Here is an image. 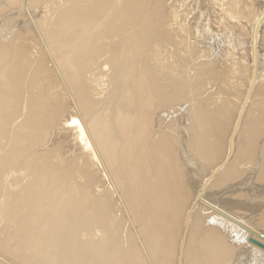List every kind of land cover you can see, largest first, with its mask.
I'll list each match as a JSON object with an SVG mask.
<instances>
[{
	"label": "rangeland",
	"instance_id": "obj_1",
	"mask_svg": "<svg viewBox=\"0 0 264 264\" xmlns=\"http://www.w3.org/2000/svg\"><path fill=\"white\" fill-rule=\"evenodd\" d=\"M93 1L0 0V162H2L0 167V240L2 237L6 238V244L4 243L0 248V256L12 264H26L23 259L21 260V256L30 257L31 262L33 261L34 264H144V262L145 264H160L161 261L156 258V255L165 252L159 250L158 244L161 240L168 239V242H164L165 246H168L167 249L171 248L173 251H171L172 260L169 264H179V259L183 251L182 249L185 242H187L186 227H191L190 220L192 214L195 212V207L192 208L193 210H189V203L192 202L203 182L205 180H210L209 184H211L215 179L214 177H217L223 172L222 170L226 164H230L234 168L233 169L229 165L228 169L230 171L232 170V175L238 171L237 168L240 165H242V167L240 166L241 168L239 167V169L242 170V172H247L252 169V171H256L255 169L258 167V164L254 167L256 157L251 156V162L250 159H247L250 156L246 154H248L247 148L253 143L252 134L264 129V117H262L264 116V111H262L264 110V38H262L264 37V27H262L264 19L261 22L262 24L260 23L261 25L258 26V28H262L263 31L260 32V29L257 30V42L259 44L257 43L258 45L256 46V53L258 54L255 80L256 86L254 85L255 88L253 87V93H251L250 99H248L245 105V108L248 107V110L244 108L241 119L244 121L240 120L238 130L235 133L234 141L236 138H239L241 144H239L240 142H238V144L235 142L237 146H235V151L232 154L233 158L230 157L228 159L227 157L229 155L228 142L231 131L250 84L251 30L257 17L264 11V0H122L124 3L120 0H113L114 3H112V0H104V2H99V0ZM109 3H111L110 6ZM86 4H92V7L90 5L86 7ZM111 6L115 8L112 9ZM91 8H95L96 10H91ZM100 8L102 11H100ZM116 8L118 10H115ZM135 8L138 11H135ZM102 13L103 15H101ZM116 13L119 15H117L119 17L118 20L120 18L122 20H116ZM113 14L115 15L112 16ZM128 16H130V18H127ZM138 16H140V18H138ZM64 18L69 20H65V22L63 21ZM104 19H106V21ZM103 21L105 22L104 26L102 25ZM135 21L137 23H135ZM121 23L125 25L123 26ZM83 26L86 31L83 29ZM108 26H110V29ZM96 30L98 31L95 32ZM108 30L114 32L110 33L111 31L109 32ZM123 30L128 32L125 33ZM82 31L86 32V34ZM106 32L107 34L104 36ZM258 33H263V36ZM88 35L89 37H87ZM122 36L124 38H122ZM128 36L131 38L128 39ZM116 39L119 40V43ZM42 40L44 43H42ZM85 40L89 42L86 43ZM90 40H94V42ZM114 40L116 42H114ZM67 42L69 44H71V42L73 44L74 42L75 45H73V48L77 47V49L74 48L76 49L74 53L77 52L75 56L78 58L76 57V60L74 57L75 60L74 58L72 59V64H66L67 62H64L58 55L59 49L61 48L60 44H67ZM104 42H106L107 45ZM79 43H83V45ZM84 43L91 46V48L95 44V47L91 49L87 45L86 47ZM44 44L46 48H48L47 50L53 61L57 62L56 58H58L59 61L62 60V66L61 64L59 65L60 71H74H69L71 79H74L72 77L77 75V82L80 86V89H78L83 93L82 97L86 100L89 98L87 100L88 102L90 100V102H92L93 100V104L98 103L99 106H95L97 109V111L95 109V113L97 114L99 112L98 114L101 120L104 121V123L101 121V124L103 123L102 125L113 124L114 130L118 133L117 129L123 127V125H121L122 122H127L132 116V121L135 122L137 119L142 121L140 126L145 132L147 131L146 133L142 132L143 130H140L141 127L138 124L135 125L133 122L137 128H134L131 134H128V136H133L139 134L141 131L142 136H140V138L146 141L141 142L142 145L144 143L145 146L143 147L145 148L141 147V150L139 149L141 152H144L142 153L143 155H141V153H136L137 158L133 151V153H130V149H127L128 145L126 146L128 143L127 140L132 136H130V138L124 136V138L121 135L120 129L118 135L116 134L115 138L117 137V139H114L113 143H116L115 150L117 155L121 151L118 155V159L122 162V165L118 161L115 167L117 170L116 165L118 164L120 169H123L122 175L124 173L126 176H123V180L125 179L124 182L120 178L118 181H121L120 184L118 182L115 184L118 185V187L116 186L118 188V193H114V190L110 187L111 185L107 184L109 193H111V196H109L111 198L107 196L108 201L112 203L109 205L107 204L108 206L105 210H102L104 205L100 206L95 200L98 198V192H93V188L99 182H95V184L93 181H89L91 180L90 174L93 175V178L95 177L94 175H97L98 179H102V176L104 178L105 175L102 168L97 164L98 166H86L84 170L82 167L80 168L77 166V168L81 170H74V167L72 168V156L66 153L68 152L67 148L59 141L58 136L55 135V127H52L57 122V119H59L58 116L61 113L68 114L73 111V109L70 105L71 100L61 84L59 75L62 74L56 72L57 69L53 66L51 61H49L50 59L47 58V51L44 49ZM99 44L102 45L100 46ZM121 44L126 45V47L123 45L121 47ZM99 46L107 49L101 52L102 49ZM128 47L129 49H127ZM82 51L84 52L82 53ZM113 53H115L116 56H114ZM78 54L81 56H78ZM121 54H125L126 57ZM90 56H92L91 59H89ZM107 56H109L108 59H106ZM82 57H85L84 59L86 61ZM123 57L125 58L123 59ZM116 58L118 59L114 60ZM91 60L92 62L89 63ZM104 60L105 63L107 62L106 64ZM121 60L124 61L121 63ZM65 64L67 66H65ZM106 65H109L108 69H112V71L107 70ZM83 67L85 69H83ZM122 69L125 70L122 71ZM79 70H81V72ZM71 73L74 75L72 76ZM112 73L114 75L111 80ZM121 74H125V76ZM128 76V80L131 84L129 81L127 83L130 84L132 88L131 86L127 88L125 86L126 84H123V80L127 79ZM63 78L65 77L62 76V79ZM65 80L68 81L67 78H65ZM116 80L119 83H116ZM124 86L125 88H123ZM115 88L119 91V94ZM105 90L107 91L104 92ZM120 90H123V92ZM101 93L106 95H102ZM115 93L117 95L116 97L114 96ZM125 93L126 95L128 93V95L125 96ZM147 93L148 96L151 97H149V99H152L149 101L153 103L148 101V97L145 95ZM161 93L163 95H159ZM254 93H256V95ZM69 94L73 101L77 99L76 90L73 91L71 89ZM111 95L113 96L111 97ZM123 96L127 98L123 100ZM154 96H156V99ZM128 98L129 100H127ZM170 98L172 103L170 102ZM164 99H167V103ZM154 100L156 101L154 102ZM160 100H163L162 104ZM127 101L131 102L130 104L132 107L131 105L129 106ZM137 102L141 104V108L139 106L140 104ZM163 102L165 104H163ZM168 102L170 103L168 104ZM142 104L144 105V109ZM167 105L169 106L167 107ZM154 107H156V109ZM129 108H131L132 111ZM136 108L137 111L135 110ZM146 108H150V110L146 111ZM162 108L163 110H161ZM157 109L160 111H157ZM245 111L246 113L244 115ZM182 113L185 115L184 117ZM133 114L137 118L133 117ZM147 116H149V119ZM256 116H259V120ZM141 118H144V121ZM261 118H263V120ZM120 119L122 120L121 122H119ZM147 120H149V122ZM150 120H153L152 122L154 123ZM159 121H161L162 124H160L161 122L159 123ZM115 122L116 124L118 123L117 126H115ZM147 123L150 127H148ZM241 123L245 127H243ZM262 123L263 125L261 126ZM38 124L43 126L40 127ZM141 124H143V126ZM118 125L122 127H118ZM256 125L257 127H253ZM156 126L158 128L161 126L162 128L160 127L161 129H158ZM13 127H17L15 131L18 133L14 131ZM19 127L21 128L19 129ZM39 127L42 130L39 129ZM239 127L243 129L242 134V130ZM163 128H165L166 131ZM155 129L159 131L157 130V132ZM43 130H45L44 133ZM160 130H162V132ZM6 131L7 133H5ZM35 131H37L36 133H38V135ZM83 132L85 134L84 130ZM155 134H157V136ZM161 134H163L162 137ZM249 134L251 136H249ZM10 135L13 139L9 137ZM143 135H145L144 137L148 140L144 138ZM169 135L170 137H168ZM179 136H181V139ZM122 137L124 139H122ZM158 138L161 140L159 139L158 141ZM151 139H153L152 141L154 142H152ZM247 139L250 140L247 141ZM111 140L113 141L112 138ZM13 142L15 144H13ZM161 142H163V144L166 143L163 145ZM176 142L178 144H176ZM2 143L5 145L3 146ZM175 144L177 145V149L175 148ZM88 145L92 149L90 142ZM158 145H161L160 148H162L160 149ZM7 147H10L9 150H5L8 149ZM241 147L244 148L242 149ZM262 147H264V145ZM262 147H260V150L263 152L264 148L262 149ZM244 149H246L245 152ZM123 150H125V152ZM9 151L11 152V154L8 155L9 158L3 157V153ZM122 152L124 154H122ZM237 154H240L238 157L241 161L245 156L243 161L246 159L248 163H245V165H247L246 170L243 168L245 167V165L243 166V161V163L239 161V166L238 163L235 162L234 159H236ZM242 155L243 157L241 158L240 156ZM121 156L123 159L120 158ZM138 156L141 157L139 158ZM11 157L12 159L10 160ZM126 159H128L129 164H127L128 162ZM253 159H255V162H253ZM230 161H233L232 164ZM133 162H136L137 165ZM139 162L141 163L139 164ZM79 163L82 164L81 162ZM249 164L251 165L249 166ZM137 166L138 171L145 168L149 169V166H151L147 171L150 172L149 179L152 182L158 180V176L160 175L159 178L161 177L162 180H160L161 182H158V180V184L155 186H157L158 192L161 193L159 197L161 198L160 206L161 208L164 207L163 213L162 211L155 213L153 210L155 208L150 204L154 199L150 196L151 199L149 201L147 196H145V191L149 188L151 182L148 180L146 181L149 182L147 184L144 182L143 178H141L140 183L139 180L135 179L137 175L133 174V171H137ZM141 166L143 167L139 168ZM5 167L15 175L7 179L3 171ZM126 167L130 169L132 167V174L130 169L127 171L128 168ZM124 171L130 172V176H133L130 178L129 174L127 173V175ZM97 178L94 179V181H96ZM133 178L136 182L133 181ZM227 183L224 184V181H222V185L220 184L223 189L222 191L226 190V195L224 197L232 195L233 200H237L239 197V200H237L238 202L240 200L242 203L246 202L244 204L251 206V209L254 208L253 210L258 214L262 212L264 214V168L260 170L258 168L257 172H254V174L252 173L250 176L243 177L241 181L236 183L228 181ZM122 184L123 188L121 186ZM209 184H207V186H209ZM223 185L227 188H223ZM134 187H137V189L139 188L138 193ZM140 187H142L143 190ZM76 189L79 192L78 194L74 193L77 192L75 191ZM131 190L134 193L136 192V196H134L135 194L131 192ZM120 192L121 196L119 194ZM165 193H167V196ZM140 195L143 196L140 197ZM214 196L218 197L216 194ZM118 197H121L120 200L123 206H121ZM126 197L128 199H126ZM240 197L242 199H240ZM141 198L145 200L142 201ZM213 198L215 199V197ZM129 199L131 200L127 201ZM104 201L105 204L108 203L105 198ZM129 202H132L133 205L132 203L129 204ZM96 203L99 205L97 206ZM64 206L66 208H64ZM126 206L128 208H126ZM130 206L134 209L133 211L129 208ZM137 209L140 210L136 211ZM146 210L150 212L147 213ZM136 212L139 213L136 214ZM140 215L143 217L140 218ZM250 215L252 216V214ZM147 216H149L148 219ZM143 218L146 221H143ZM149 218H151V221ZM148 221L151 223L150 226ZM143 222L145 223L141 224ZM152 223H155L156 227L150 228L151 225L154 226ZM188 223H190V225ZM145 224L146 227H144ZM131 225L133 227H131ZM153 231H157V233ZM103 233L105 234L103 235ZM96 238L99 239L97 240ZM170 243H172L173 246ZM7 247H12L13 252L15 251L18 256L13 257L8 254L6 251ZM205 260L206 257L202 254L197 261L205 262ZM210 260L212 259L209 255V257H207V264L215 263L213 260ZM193 261L192 259L188 264H193ZM0 264L3 263L0 262Z\"/></svg>",
	"mask_w": 264,
	"mask_h": 264
},
{
	"label": "bare ground",
	"instance_id": "obj_2",
	"mask_svg": "<svg viewBox=\"0 0 264 264\" xmlns=\"http://www.w3.org/2000/svg\"><path fill=\"white\" fill-rule=\"evenodd\" d=\"M91 1H93V0H91ZM113 1V0H112ZM117 1H119V0H117ZM121 2H123L122 0H120ZM94 2V1H93ZM99 2H104V0L103 1H101V0H99ZM98 2V3H99ZM109 2V1H108ZM120 2V3H121ZM86 3V2H85ZM91 3V2H90ZM112 3H114V1L112 2ZM124 3V2H123ZM106 4V3H105ZM104 4V5H105ZM108 4V3H107ZM110 4L111 3H109V6H110ZM90 6L92 5V4H89ZM89 5H87L86 4V7H89ZM101 5V4H100ZM115 5H117V4H115ZM121 5V4H120ZM101 6H103V5H101ZM100 6V7H101ZM108 5H107V7H109ZM92 7V6H91ZM97 7V6H96ZM99 7V6H98ZM122 7V6H121ZM102 8V7H101ZM101 8H100V11H102L101 10ZM111 8H112V6H111ZM115 8V7H114ZM114 8H112V9H114ZM82 9H83V7H82ZM87 9V8H86ZM94 10H96L95 8H93ZM92 8H91V10H93ZM103 9V8H102ZM109 9H110V7H109ZM111 9V10H112ZM134 9V8H133ZM98 10V9H97ZM103 10H105V9H103ZM110 10V11H111ZM115 10H118L117 8L115 9ZM115 10H114V12H115ZM120 10H122V9H120ZM123 11H124V9H123ZM128 11V10H127ZM132 11V10H131ZM135 11H138V10H136V8H135ZM134 11V12H135ZM63 12V11H62ZM67 12V11H66ZM65 12V13H66ZM90 12V11H89ZM88 12V13H89ZM106 12V11H105ZM112 12H113V10H112ZM111 12V13H112ZM117 12V11H116ZM122 12V11H121ZM120 12V13H121ZM141 12V11H140ZM139 12V13H140ZM61 13V12H60ZM59 13V14H60ZM118 13V12H117ZM116 13V20H118V14ZM124 13V12H123ZM129 13V12H128ZM137 13V12H136ZM63 14V13H62ZM67 14V13H66ZM66 14H65V16H66ZM98 14V13H97ZM96 14V15H97ZM133 14V13H132ZM141 14V13H140ZM96 15H95V17H96ZM101 15H103V13L101 14ZM107 15V14H106ZM106 15H104V16H106ZM115 14H113L112 16H114ZM118 15V16H117ZM125 15V14H124ZM129 15H131V14H129ZM142 15V14H141ZM140 15V16H141ZM98 16V15H97ZM123 16V15H122ZM127 16V15H126ZM136 16V15H135ZM140 16H138V18H140ZM143 16V15H142ZM103 17V16H102ZM101 17V18H102ZM107 17H109V16H107ZM111 17V16H110ZM121 17V16H120ZM125 17V16H124ZM149 17V16H148ZM58 18H60V17H58ZM62 18H63V16H62ZM61 18V19H62ZM98 18H99V16H98ZM115 18V17H114ZM127 18H130V16H128ZM132 18L134 19V17L132 16ZM131 18V19H132ZM138 18H137V20H138ZM110 19V18H109ZM113 19V18H112ZM111 19V20H112ZM121 19V18H120ZM119 19V20H120ZM57 20V19H56ZM66 20V18H64L63 19V21H65ZM67 20H69V19H67ZM66 20V21H67ZM105 21H106V19H104ZM110 20V21H111ZM114 20V19H113ZM112 20V22L114 23V21ZM118 20V21H119ZM122 20V19H121ZM126 20H128V19H126ZM130 20V19H129ZM135 20V19H134ZM136 20V21H137ZM65 21V22H66ZM95 21V20H94ZM100 21V20H99ZM133 21V20H132ZM135 21V23H137ZM145 21V20H144ZM97 22V21H96ZM96 22H95V24H96ZM123 22H125V21H123ZM131 22V21H130ZM134 22V21H133ZM132 22V23H133ZM80 23V22H79ZM87 23V22H86ZM103 24V26H104V21L102 22ZM111 23V22H110ZM117 23V22H116ZM115 23V24H116ZM90 24V23H89ZM109 24V23H108ZM121 24H123V23H121ZM127 24V23H126ZM262 24V23H261ZM260 24V25H261ZM264 24V23H263ZM263 24H262V27H264L263 26ZM78 25V24H77ZM86 25V24H85ZM125 24H123V26H124ZM129 25V24H128ZM140 25V24H139ZM79 26V25H78ZM81 26V25H80ZM89 26V25H88ZM115 26H117V25H115ZM131 26V25H130ZM136 26V25H135ZM259 26V25H258ZM87 27V26H86ZM110 26H108V28H109ZM114 27V26H113ZM121 27V26H120ZM128 27V26H127ZM77 28V27H76ZM91 28V27H90ZM96 28H98V27H96ZM107 28V29H108ZM117 28V27H116ZM116 28H115V30H116ZM123 28V27H122ZM125 28V27H124ZM141 28V27H140ZM83 29H84V26H83ZM110 29V28H109ZM157 29V28H156ZM260 29V27L259 28H257V30H259ZM262 29V28H261ZM259 30L260 32L261 31H263V29L262 30ZM85 30V29H84ZM90 30H93V29H90ZM105 30V29H104ZM114 30V29H113ZM121 30V29H120ZM127 30H128V28H127ZM132 30V29H131ZM135 30V29H134ZM86 31V30H85ZM94 31V30H93ZM98 30H96L95 32H97ZM109 31V30H108ZM111 31V30H110ZM109 31V32H110ZM117 31V30H116ZM118 31H119V29H118ZM122 31V30H121ZM123 31H125V33H127L126 32V30H123ZM137 31V30H136ZM83 32V31H82ZM101 32V31H100ZM112 32H114V31H111L110 33H112ZM81 33V32H80ZM84 34H86V32H83ZM92 33H94V32H92ZM120 33V32H119ZM118 33V34H119ZM82 34V33H81ZM91 34V33H90ZM100 34V33H99ZM107 34V32L104 34V36ZM140 34V33H139ZM151 34V33H150ZM258 34H260V35H262L263 36V33L261 34V33H258ZM97 35V34H96ZM121 35V34H120ZM140 35H143V34H140ZM103 36V37H104ZM108 36V35H107ZM107 36H106V38H107ZM114 36V35H113ZM112 36V37H113ZM87 37H89V35L87 36ZM87 37H84V38H87ZM109 37V36H108ZM112 37H110V38H112ZM116 37V36H115ZM114 37V38H115ZM144 37H145V35H144ZM259 37V36H258ZM91 38V37H90ZM99 38V37H98ZM105 38V39H106ZM122 38H124L123 36H122ZM131 38V37H130ZM129 38V36H128V39H130ZM262 38H264V37H262ZM95 39V38H94ZM113 39V38H112ZM133 39V38H132ZM145 39V38H144ZM152 39V38H151ZM259 39V38H258ZM77 40V39H76ZM79 40V39H78ZM82 40V39H81ZM110 40V39H109ZM117 40V42L119 41L118 39H116ZM122 40V39H121ZM120 40V41H121ZM70 41V40H69ZM90 41H93L94 42V40H90ZM97 41V40H96ZM96 41H95V43H96ZM106 41V40H105ZM112 41V40H111ZM111 41H109V42H111ZM123 41V40H122ZM121 41V42H122ZM127 41V40H126ZM130 41V40H129ZM133 41V40H132ZM138 41V40H137ZM141 41V40H140ZM143 41V40H142ZM83 42H84V40H83ZM85 42L87 43V42H89V41H86L85 40ZM108 42V43H109ZM114 42H116L115 40H114ZM139 42V41H138ZM151 42V41H150ZM42 43H44V41L42 40ZM86 43H84L85 44V46L87 45ZM97 43H98V41H97ZM105 44H106V42H104ZM104 43H102V44H104ZM119 43V42H118ZM117 43V44H118ZM143 43H144V41H143ZM258 43V42H257ZM79 44H82L83 45V43H79ZM78 44V45H79ZM89 44H91V43H89ZM102 44H99L100 46L102 45ZM110 44H112V43H110ZM115 44V43H114ZM126 44V43H125ZM133 44V43H132ZM145 44V43H144ZM143 44V45H144ZM259 44V43H258ZM258 44H256V46L258 45ZM73 45H75L74 44V42H73V44H72V42H71V44H69L68 42H67V44L65 43H61L60 44V46H61V48L59 49L60 51H59V53H58V55L63 59V61L64 62H67L66 64H68V63H70V64H72V59L75 57H77V56H75V54H77V52H75L74 53V51H76V49H77V47H74V48H76V49H74L73 48ZM81 45V46H82ZM98 45V44H97ZM107 45V44H106ZM120 45V44H119ZM119 45H118V48H119ZM122 45L123 44H121V47H122ZM128 45H130V44H128ZM77 46V45H76ZM87 46H89V45H87ZM86 46V47H87ZM99 46V47H100ZM104 46V45H103ZM102 46V47H103ZM110 46H113V45H110ZM115 46V45H114ZM117 46V45H116ZM123 46H125L126 47V45H123ZM145 46V45H144ZM80 47V46H79ZM90 48H91V46H89ZM88 47V48H89ZM93 47H95V44H94V46H92V48L91 49H93ZM105 47V46H104ZM135 47V46H134ZM138 47H139V45H138ZM143 47V46H142ZM101 48V47H100ZM99 48V49H100ZM110 48V47H109ZM113 48V47H112ZM133 48V47H132ZM136 48V47H135ZM44 49H45V51H47L46 52V56H47V58L48 59H50L49 61H51V63L53 64V66L57 69V73H59V74H62V75H59L60 76V79H61V84H62V86H63V88H64V90H65V92L67 93V95H68V97L70 98V100H71V103H70V105H71V107H72V109H73V111H71V112H69L68 114H60L58 117H59V119H57V122L54 124V122H53V120H52V123L54 124L52 127H55V130H56V133H55V135H57L58 136V138H59V141H61V143L63 144V146L65 147V148H67V151L68 152H66V153H69L70 154V156H72V158H73V161H72V163H73V165H72V168L74 169V170H76V169H79V170H81L80 168L82 167V169L84 170L85 168H86V166L88 167V166H100V164H101V166H100V168L102 167V170H103V172H104V175H105V177L103 178V176H102V179L101 178H97L98 176L97 175H94L95 177L93 178V175L92 174H90L89 176L91 177L90 179L91 180H89V181H93V183H95V182H99L94 188H93V192L94 193H96V192H98L97 194V196H98V198L97 199H95L96 201H97V203H99L100 204V206H102V205H104L103 206V209L102 210H105V209H107V206L109 205V204H111L112 202H110V201H108V197L109 196H111V193H109V188H108V186H107V184H110V185H112V190H114V193H118L117 191V187H118V185H115L118 181H119V179L121 178V180L124 182L125 181V179L123 180V176L125 175L124 173H123V175H122V170L123 169H120V167H119V165L117 164L116 166H117V170H116V167H115V164L116 163H118V161H119V159H118V155L120 154V152H119V154L117 155V152H116V150H115V146H116V143H113L114 142V139H117V137L115 138V136H116V134L118 135V133H119V129L121 130L120 132H121V135L124 137H126V136H128V134H131V131H133L134 130V128H137L135 125L136 124H138L139 126H140V123L142 122V121H140V120H136L135 122L134 121H132V119H131V117L127 120V122L125 121L124 123L122 122V124L121 125H123V127L122 126H120V125H118V127L120 126V127H122V128H118L117 130V132L118 133H116V131L114 130V125L113 124H111V125H107V124H104V125H102L103 123H104V121H102L101 120V117L99 116V112L96 114L95 113V106L96 105H98V103L97 104H93L92 102H94L93 100H92V102H88L87 100L89 99V98H87V100L84 98V97H82L83 95V93H81V91L79 90L80 89V86H79V84H78V82H77V75L76 76H73L74 74H72L71 73V75L73 76L72 78H74V79H71V77H70V73H69V71H71V70H69V71H60V68H59V65L62 63L61 61H59V59L58 58H56L57 59V62L56 61H53V59H52V57H51V55H50V53H49V51L47 50L48 48H46V46H45V44H44ZM98 49V50H99ZM102 50H101V52L103 51L104 52V49H107V48H101ZM124 49V48H123ZM126 49V48H125ZM127 49H129V47L127 48ZM84 50H85V48H84ZM89 50V49H88ZM88 50H86V51H88ZM112 50V49H111ZM117 50V49H116ZM116 50H113V51H116ZM120 50H121V48H120ZM119 50V51H120ZM134 50V49H133ZM132 50V51H133ZM137 50V49H136ZM257 50V49H256ZM55 51H57V50H55ZM85 51V52H86ZM96 51V50H95ZM106 51V50H105ZM108 51H110V50H108ZM118 51V52H119ZM127 51V50H126ZM129 51V50H128ZM79 52H80V48H79ZM78 52V53H79ZM84 51H82V53H83ZM121 52H122V50H121ZM56 53V54H57ZM99 53V52H98ZM111 53V52H110ZM128 53V52H127ZM126 53V54H127ZM73 54V55H72ZM81 54V53H80ZM86 54H87V52H86ZM92 54V53H91ZM107 54V53H106ZM114 54V56H116L115 55V53H113ZM116 54H117V52H116ZM138 54V53H137ZM93 55H94V53H93ZM104 55H105V53H104ZM108 55H110V54H108ZM122 55V54H121ZM125 57H126V55L125 54H123ZM122 55V56H123ZM128 55V54H127ZM129 55H130V53H129ZM258 54L256 53V56H257ZM78 56H81V55H79L78 54ZM87 56H88V54H87ZM101 56V55H100ZM121 56V57H122ZM142 56V55H141ZM91 57L92 56H90V58L89 59H91ZM98 57V56H97ZM103 57V56H102ZM108 57L109 56H107V58L106 59H108ZM112 57V56H111ZM125 57H123V59L125 58ZM75 58H74V60H75ZM78 58V57H77ZM77 58H76V60H77ZM81 58V57H80ZM79 58V59H80ZM83 59L85 58V57H82ZM88 58V57H87ZM96 58V57H95ZM128 58V57H127ZM78 59V60H79ZM82 59V60H83ZM88 59V60H89ZM94 59V58H93ZM97 59V58H96ZM105 59V60H106ZM118 58H116V59H114V60H117ZM137 59V58H136ZM41 60V59H40ZM85 60V59H84ZM105 60H104V63H105ZM119 60H120V58H119ZM86 61V60H85ZM111 61H112V59H111ZM122 61H124V60H121V63H122ZM126 61V60H125ZM137 61V60H136ZM55 62V63H54ZM79 62H82V61H79ZM92 62V60L89 62V63H91ZM115 62H118V61H115ZM142 62V61H141ZM88 63V64H89ZM99 63V62H98ZM100 63H101V61H100ZM99 63V64H100ZM107 63V62H106ZM105 63V64H106ZM133 63V62H132ZM136 63V62H135ZM65 64V66H67ZM79 64V63H78ZM83 64V63H82ZM81 64V65H82ZM87 64V63H86ZM102 64V63H101ZM112 64V63H111ZM114 64V63H113ZM117 64V63H116ZM137 64V63H136ZM139 64V63H138ZM74 65V64H73ZM84 65H85V63H84ZM83 65V66H84ZM109 65H110V63H109ZM109 65H106V67H107V70H111L112 71V69H108V67H109ZM119 65V64H118ZM121 65V64H120ZM131 65V64H130ZM61 66H62V64H61ZM64 66V65H63ZM75 66V65H74ZM77 66V65H76ZM87 67H89L88 65H86ZM104 66V65H103ZM115 66V65H114ZM113 66V67H114ZM117 66V65H116ZM72 67V66H71ZM120 67V66H119ZM118 67V68H119ZM129 67H131V66H129ZM128 67V68H129ZM135 67V66H134ZM63 68H65V67H63ZM70 68V67H69ZM110 68H111V66H110ZM126 68V67H125ZM127 68V69H128ZM72 69V68H71ZM77 69H78V67H77ZM83 69H85L84 67H83ZM99 69H101V68H99ZM116 69V68H115ZM59 70V71H58ZM65 70V69H64ZM67 70H68V67H67ZM125 70V69H124ZM123 69H122V71H124ZM135 70V69H134ZM80 72H81V70H79ZM83 71V70H82ZM86 71V70H85ZM113 71H114V69H113ZM117 71V70H116ZM71 72H74V71H71ZM130 72V71H129ZM96 73H97V71H96ZM102 73V72H101ZM122 73V72H121ZM126 73V72H125ZM136 73V72H135ZM81 74V73H80ZM83 74V73H82ZM103 74V73H102ZM127 74V73H126ZM101 75V74H100ZM113 73H112V78H111V80L113 79ZM121 75H124L125 76V74H121ZM130 75V74H129ZM62 76L63 77H65V78H67L68 79V81H66L65 80V78H63L62 79ZM80 76V75H79ZM82 76V75H81ZM111 76V75H110ZM116 76V75H115ZM90 77V76H89ZM104 77H105V75H104ZM119 77H122V76H119ZM79 78V77H78ZM125 78H127V77H125ZM80 79V78H79ZM82 79V78H81ZM115 79H117V78H115ZM129 79V76H128V78L127 79H125V80H123V79H121V80H123V84H126L125 86L128 88V86H131L130 84V81L128 80ZM141 79H142V77H141ZM65 80V81H64ZM118 80V79H117ZM116 80V83H119L118 81ZM120 80V81H121ZM136 80V79H135ZM64 81V82H63ZM80 81V80H79ZM106 81H107V78H106ZM114 81V80H113ZM129 81V83L130 84H128L127 82ZM66 82V83H65ZM145 82V81H144ZM80 83H81V81H80ZM121 83V82H120ZM142 83V82H141ZM128 84V85H127ZM139 84V83H138ZM147 84V83H146ZM148 85V84H147ZM125 86L123 87V88H125ZM143 86V85H142ZM167 86V85H166ZM256 86V85H255ZM81 87H83V86H81ZM121 87H122V85H121ZM79 88V89H78ZM114 88V87H113ZM118 88H119V85H118ZM127 88H126V91H127ZM131 88H132V86H131ZM135 88V87H134ZM143 88H144V86H143ZM145 88H147V87H145ZM255 88V87H254ZM253 88V89H254ZM72 89L73 91L74 90H76L77 91V99H75V101H73V99H72V97H71V95L69 94L70 93V90ZM120 89V88H119ZM139 89V88H138ZM141 89V88H140ZM148 89V88H147ZM82 90V89H81ZM112 90V89H111ZM115 90L117 91V89L115 88ZM115 90H112V91H115ZM125 90V89H124ZM129 90V89H128ZM260 90V89H259ZM107 90H105L104 92H106ZM120 91H122L123 92V90H120ZM125 91V92H126ZM149 91V90H148ZM258 91V90H257ZM256 91V92H257ZM72 92V91H71ZM118 92V94H119V91H117ZM133 92H135V91H133ZM143 92V91H142ZM145 92H146V90H145ZM165 93V92H164ZM251 93H253L252 91H251ZM75 94V93H74ZM102 95H106V94H104V93H101ZM114 94V93H113ZM142 94V93H141ZM143 94H144V92H143ZM167 94V93H166ZM166 94H165V96H166ZM170 94V93H169ZM255 95H256V93H254ZM76 95V94H75ZM74 95V96H75ZM108 95V94H107ZM121 95V94H120ZM119 95V96H120ZM124 95V94H123ZM127 95H128V93H127ZM126 95V93H125V96H127ZM145 95H147L146 97H148V101L149 100H152V99H149V97L150 96H148V93L147 94H145ZM151 95V94H150ZM154 95V94H153ZM159 95H163L162 93L161 94H159ZM253 95V94H252ZM85 96V95H84ZM113 95H111V97H112ZM115 97L117 96L116 95V93H115V95H114ZM141 96V95H140ZM165 96H163V97H165ZM169 96V95H168ZM167 96V97H168ZM250 96H251V94H250ZM250 96H249V98L248 99H250ZM254 96V95H253ZM105 97V96H104ZM103 97V98H104ZM121 97V96H120ZM120 97H119V99H120ZM155 97V99H156V96H154ZM154 97H153V99H154ZM159 97H161V96H159ZM171 97V96H170ZM258 97V96H257ZM106 98V97H105ZM123 98H124V96H123ZM122 98V99H123ZM127 98V97H126ZM126 98H124L123 100H125ZM151 98V97H150ZM169 98V97H168ZM167 98V99H168ZM253 98V97H252ZM91 99V98H90ZM132 99V98H131ZM140 99V98H139ZM143 99V98H142ZM145 99V98H144ZM158 99V98H157ZM161 99V98H160ZM167 99L165 100L164 99V101L166 102L167 101ZM77 100V101H76ZM127 100H129V98L127 99ZM138 100V99H137ZM146 100H147V98H146ZM120 101V100H119ZM140 101H142V100H140ZM156 100H154V102H155ZM158 101H159V99H158ZM161 101V100H160ZM163 101V100H162ZM162 101H161V104H162ZM248 101V100H247ZM98 102V101H97ZM128 102V101H127ZM127 102H126V104H127ZM149 102H151V101H149ZM170 102H171V98H170ZM170 102H168V104L170 103ZM131 102H128V104H129V106L131 105L130 104ZM133 103V102H132ZM137 103H139V102H137ZM145 103V102H144ZM143 103V104H144ZM151 103H153V102H151ZM167 103V102H166ZM172 103V102H171ZM247 103V102H246ZM246 103L245 104H243V106L240 108V110H239V114L241 113V115H240V118H239V122H238V125H237V128H236V131L238 130V126H239V123H240V120L242 119V115H243V111H244V108H245V105H246ZM100 104V103H99ZM135 104V103H134ZM134 104H133V106H134ZM140 104V103H139ZM142 104V105H143ZM146 104V103H145ZM163 104H165L164 102H163ZM103 105V104H102ZM152 105V104H151ZM154 105V104H153ZM251 105V104H250ZM99 106V105H98ZM97 106V107H98ZM101 106V105H100ZM140 106V108H141V104L139 105ZM148 106V105H147ZM146 106V107H147ZM159 106V105H158ZM169 105H167V107H168ZM173 106V105H172ZM249 106V105H248ZM131 107H132V105H131ZM165 107V106H164ZM170 107H171V105H170ZM58 108V107H57ZM155 109H156V107H154ZM160 108V107H159ZM166 108V107H165ZM248 108V107H247ZM247 108H245L246 110H248ZM107 109V108H106ZM128 109V108H127ZM131 111H132V109L131 108H129ZM134 109V108H133ZM143 109H144V105H143ZM259 109V108H258ZM60 110V109H59ZM136 111H137V108L135 109ZM139 110V109H138ZM142 110V109H141ZM149 111L150 110V108L149 109H147L146 108V111ZM153 111H156V110H154V109H152ZM151 110V111H152ZM161 110H163V108L161 109ZM242 110V111H241ZM96 111H97V109H96ZM108 111V110H107ZM128 111V110H127ZM131 111H129V112H131ZM157 111H160V110H158L157 109ZM262 111H264V110H262ZM64 112V111H63ZM103 112V111H102ZM106 112V111H105ZM186 112V111H185ZM141 113H142V111H141ZM161 113V112H160ZM187 113V112H186ZM245 113H246V111L244 112V115H245ZM112 114V113H111ZM130 114V113H129ZM137 114V113H136ZM139 114V113H138ZM148 114V113H147ZM151 114V113H150ZM183 114V113H182ZM188 114V113H187ZM239 114H237L238 116H239ZM158 115V114H157ZM261 115V114H260ZM117 116V115H116ZM183 117L185 116L184 114L182 115ZM238 116H237V118H238ZM108 117V116H107ZM133 117H135L134 116V114H133ZM143 117V116H142ZM145 117H146V115H145ZM148 117V119H149V116H147ZM155 117V116H154ZM161 117V116H160ZM159 117V118H160ZM182 117V118H183ZM257 118L259 117V116H256ZM255 117V118H256ZM262 117H264V116H262ZM104 118V117H103ZM112 118V117H111ZM135 118H137V117H135ZM150 118H153V117H150ZM156 118V117H155ZM158 118V119H159ZM181 118V117H180ZM193 118V117H192ZM237 118H236V120H237ZM244 118V117H243ZM247 118V117H246ZM141 119H143V121H144V118H141ZM157 119V120H158ZM262 120H263V118H261ZM260 119V120H261ZM116 120V119H115ZM236 120H235V122H236ZM258 120H259V118H258ZM101 121L103 122L102 124H101ZM117 121H119V120H117ZM122 120L120 119V121L119 122H121ZM148 122H149V120H147ZM151 121V120H150ZM153 121V120H152ZM151 121V122H152ZM241 121H244V120H241ZM256 121H257V119H256ZM255 121V122H256ZM80 122V123H79ZM133 122H134V124H133ZM150 122V123H151ZM161 121H159V123H160ZM208 122V121H207ZM263 122V121H262ZM40 123V122H39ZM145 123V122H144ZM152 123H154V122H152ZM158 123V122H157ZM196 123V122H195ZM245 123V122H244ZM260 123H261V121H260ZM11 124V123H10ZM14 124V123H13ZM12 124V125H13ZM81 124V125H80ZM118 124V123H117ZM117 124H116V122H115V126H117ZM160 124H162V122L160 123ZM235 124V123H234ZM242 124V123H241ZM246 124H248V123H246ZM253 124V123H252ZM40 124H38V126H39ZM142 126H143V124H141ZM147 125H148V123H147ZM146 125V126H147ZM152 125V124H151ZM156 125V124H155ZM204 125V124H203ZM258 125V124H257ZM257 125L256 126H253V127H257ZM263 125V123L261 124V126ZM37 126V127H38ZM43 125H40V127H42ZM82 126V127H81ZM111 126V127H110ZM157 126H158V124H157ZM156 126V127H157ZM194 126V125H193ZM200 126V125H199ZM234 126V125H233ZM242 126H243V124H242ZM259 126V125H258ZM39 127V129H41ZM47 127V126H46ZM141 127V126H140ZM148 127H150L149 125H148ZM153 127V126H152ZM161 127V126H160ZM158 128V129H161V128ZM243 127H245V126H243ZM10 128V127H9ZM9 128H8V130H9ZM14 128V131H15V129L17 128H15V127H13ZM21 127H19V129H20ZM116 128V127H115ZM139 128V127H138ZM146 128V127H145ZM144 128V129H145ZM154 128V127H153ZM152 128V129H153ZM208 128V127H207ZM240 128V127H239ZM260 128V127H259ZM258 128V129H259ZM12 129V128H11ZM38 129V128H37ZM36 129V130H37ZM38 129V130H39ZM85 131V134H86V136H85V134H84V132H83V130ZM142 129V127L140 128V130ZM157 129V130H158ZM164 130H165V128H163ZM195 129V128H194ZM241 129V128H240ZM240 129H239V133H240ZM252 129V128H251ZM250 129V130H251ZM254 129V128H253ZM261 129V128H260ZM13 130V129H12ZM42 130V129H41ZM139 130V131H140ZM143 130V129H142ZM146 130V129H145ZM150 130V129H149ZM154 130V129H153ZM156 130V129H155ZM156 130V131H157ZM242 131H241V134L243 133V129H241ZM249 130V131H250ZM257 130V129H256ZM13 131V132H14ZM136 131H138V130H136ZM159 131V130H158ZM157 131V132H158ZM161 132H162V130H160ZM166 131V130H165ZM168 131V130H167ZM180 131H182V130H180ZM236 131H235V133H236ZM247 131V130H246ZM15 132H17V131H15ZM15 132H14V134H15ZM37 131H35V133H36ZM45 132V130H43V133ZM50 132V131H49ZM52 132V131H51ZM54 132V131H53ZM142 132H145L144 130L142 131ZM147 132V131H146ZM145 132V133H146ZM250 132H253V131H250ZM249 132V133H250ZM5 133H7V131L5 132ZM11 133H12V131H11ZM10 133V134H11ZM18 133V132H17ZM138 133V132H137ZM151 133H152V131H151ZM153 133H155V132H153ZM160 133V132H159ZM158 133V134H159ZM175 133V132H174ZM178 133V132H177ZM205 133V132H204ZM238 133V134H239ZM247 133V132H246ZM34 134V133H33ZM37 135H38V133H36ZM52 134V133H51ZM114 134V135H113ZM136 134V133H135ZM142 133H141V131L139 132V134H137V135H130V136H132L131 138H130V136H128L130 139L129 140H127V142H125V141H123L124 143H127L126 144V146L128 145V147H127V149L129 148L130 150V153L133 151L135 154L137 153V154H139V153H141V155H143L142 153L144 152H141L140 150V148L141 147H143V146H145L144 145V143H143V145L141 144V142L142 141H145V140H141V138H140V136H142L141 135ZM148 134H149V132H148ZM165 134V133H164ZM182 134V133H181ZM252 134V133H251ZM12 135V134H11ZM11 135L9 136V137H11ZM35 135V134H34ZM121 135H119V136H121ZM147 135V134H146ZM151 135V134H150ZM154 135V134H153ZM156 136H157V134H155ZM162 135L163 134H161V137H162ZM173 135V134H172ZM175 135V134H174ZM179 135V134H178ZM200 135V134H199ZM207 135V134H206ZM210 135V134H209ZM237 135V134H236ZM248 135V134H247ZM4 136H5V134H4ZM17 136V135H16ZM29 136H30V134H29ZM28 136V137H29ZM145 135H143V137H144ZM155 136V137H156ZM160 136V135H159ZM198 136V135H197ZM214 136V135H213ZM243 136H245V135H243ZM249 136H251L250 134H249ZM252 136H253V138H252V140H253V143L252 144H250L249 145V148H247V151H248V154H246L247 156L249 155L250 157L249 158H247V159H252V157L251 156H253V157H256V162L254 161L255 159H253V162H255V164H254V167H255V165H257L258 167H257V169H255L256 171H252V170H249V171H245L246 170V166L247 165H245V163H247V161H246V159H245V161H243V159L245 158V156L243 157V155L242 156H240L241 158L243 157V159H242V161L244 162V164H243V166L245 165V167H243V168H245V172H242V170H240L239 169V167L241 166L242 167V165H240L239 166V161L240 162H242L240 159H239V155L237 154V157H236V159H234L235 160V162H237L238 163V171L234 174V175H232V170L230 171L228 168H229V165L228 164H226L225 165V167H224V169L222 170L223 172L221 173V174H219L217 177L215 176L214 178V180H213V182L211 183V184H209V182H210V180H205L204 182H203V184L201 185V187L202 186H205V191H204V193H203V195L200 197V199H199V202H197L196 204H195V212L192 214V218H191V220H190V222H191V227H186L187 228V235H186V239H187V242H185V245H184V247H183V251H182V253H181V257H180V259H179V264H188L189 263V261H192V259L194 260L193 262V264H207V257H209V255L211 256V259L215 262L214 264H264V252L262 251V250H260V249H258L257 247H255V246H253V245H251L250 243H248L247 242V238H248V236H249V231H251V232H253L254 233V236H253V238L254 239H256V240H258V241H260L261 243H263L264 244V238H263V235H264V214H263V212L261 213V214H258L256 211H254L253 209H251L250 207L251 206H248L247 204L245 205L244 203H246V202H244V203H242V202H238L237 200H239L238 198H237V200H233V197H232V195H227L226 197H224L226 194H225V191H222L223 189H222V187H221V182L222 181H224V184L225 183H227L228 181H230V182H238V181H241L242 179H243V177H246V176H250V175H252V173L254 174V172H257V170H258V168H259V170L260 169H262V168H264V150H263V152L260 150V147H262L263 145H264V129H262V130H260V131H257V132H254L253 134H252ZM6 137H8V136H6ZM31 137V136H30ZM41 137V136H40ZM56 137V136H55ZM114 137V138H113ZM122 137V139H124ZM128 137H127V139H128ZM142 137V138H143ZM148 137H149V135H148ZM155 137H152V138H155ZM165 137V136H164ZM168 137H170V135L168 136ZM175 137V136H174ZM180 137V139H181V136H179ZM218 137V136H217ZM239 137V136H238ZM247 137V136H246ZM12 138V137H11ZM57 138V139H58ZM111 138L113 139V141L111 140ZM144 138H146V137H144ZM176 138V137H175ZM183 138V137H182ZM200 138V137H199ZM210 138V137H209ZM13 139V138H12ZM29 139V138H28ZM121 139V140H122ZM139 139V140H138ZM147 139V138H146ZM159 139L160 138H158V141H159ZM164 139V138H163ZM166 139H167V136H166ZM165 139V140H166ZM204 139V138H203ZM217 139V138H216ZM8 140V139H7ZM26 140H27V137H26ZM43 140V139H42ZM89 140V141H88ZM148 140V139H147ZM153 139H151V141H152ZM161 140V139H160ZM164 140V141H165ZM169 140V139H168ZM175 140V139H174ZM178 140H179V138H178ZM243 140V139H242ZM250 140V139H249ZM248 139H247V141H249ZM8 141H10V140H8ZM157 141V140H156ZM167 141V140H166ZM177 141V140H176ZM214 141V140H213ZM219 141V140H218ZM244 141V140H243ZM3 142H4V140H3ZM6 142V141H5ZM14 142H15V140H14ZM13 142V144H15ZM44 142V141H43ZM89 142H90V145H91V147H92V149L89 147ZM146 142V141H145ZM148 142V141H147ZM152 142H154V141H152ZM167 142H169V141H167ZM173 142V141H172ZM175 142V141H174ZM179 142V141H178ZM181 142V141H180ZM235 142H237V144H238V142H240L239 141V138H236V140H235ZM60 143V144H61ZM117 143H119V142H117ZM162 144H163V142H161ZM166 143V142H165ZM164 143V144H165ZM171 143V142H170ZM169 143V144H170ZM243 143V142H242ZM250 143V142H249ZM6 144H7V142H6ZM40 144V143H39ZM115 144V145H114ZM159 144V143H158ZM163 144V145H164ZM168 144V145H169ZM172 144V143H171ZM176 144H178L177 142H176ZM175 144V145H176ZM218 144V143H217ZM239 144H241V142L239 143ZM248 144V143H247ZM2 145H3V143H2ZM5 145V144H4ZM3 145V146H4ZM12 145V144H11ZM142 145V146H141ZM151 145V144H150ZM180 145V144H179ZM178 145V146H179ZM215 145V144H214ZM9 146V145H8ZM159 146V145H158ZM161 146V145H160ZM160 146H159V148H160ZM218 146V145H217ZM235 146H237V145H235ZM239 146V145H238ZM243 146H244V144H243ZM6 147V146H5ZM4 147V148H5ZM121 147V146H120ZM124 147H125V145H124ZM146 147H148V146H146ZM157 147V146H156ZM173 147V146H172ZM177 147V145L175 146V148ZM181 147H182V145H181ZM205 147V146H204ZM245 147V146H244ZM244 147H241L242 149L244 148ZM248 147V146H247ZM8 148V147H7ZM10 148V147H9ZM9 148L8 149H5V150H9ZM126 148V147H125ZM124 148V149H125ZM143 148H145V147H143ZM158 148V149H159ZM162 148V147H161ZM160 148V149H161ZM236 148V147H235ZM264 147H262V149H263ZM140 149V150H139ZM174 149V148H173ZM177 149V148H176ZM241 149V150H242ZM249 149V150H248ZM121 150V149H120ZM126 150V149H125ZM125 150H123L124 152H125ZM198 150V149H197ZM216 150V149H215ZM214 150V151H215ZM222 150V149H221ZM240 150V149H239ZM245 150L246 149H244V152H245ZM128 151V150H127ZM235 151V150H234ZM132 152V153H133ZM159 152V151H158ZM237 152V151H236ZM236 152H235V154H236ZM65 153V152H64ZM65 153V154H66ZM129 153V152H128ZM127 153V154H128ZM239 153V152H238ZM241 153V152H240ZM4 155H3V157H7V158H9L8 157V155H10L11 154V152L9 151V152H5V153H3ZM122 154H124L123 152H122ZM121 154V155H122ZM126 154V153H125ZM137 154L135 155V157L137 156ZM245 154V153H244ZM133 155V154H132ZM69 156V157H70ZM122 156H124V155H122ZM120 157V158H122L123 159V157ZM129 156V155H128ZM236 156V155H235ZM139 157V156H138ZM141 157V156H140ZM139 157V158H140ZM232 157V156H231ZM132 158V157H131ZM137 158V157H136ZM220 158V157H219ZM233 158V157H232ZM12 159V157L10 158V160ZM102 159V160H101ZM122 159H121V161H122ZM127 160V162H128V159H126ZM125 160V161H126ZM144 160V159H143ZM232 160V159H231ZM249 160V161H250ZM0 161H1V159H0ZM103 161V162H102ZM132 161V160H131ZM150 161V160H149ZM248 161V162H249ZM79 162H81L82 164H80ZM120 162V161H119ZM124 162V161H123ZM127 162H125V163H127ZM143 162V161H142ZM147 162V161H146ZM185 162V161H184ZM231 162V161H230ZM233 162V161H232ZM232 162H231V164H232ZM242 162V163H243ZM251 162H252V160H251ZM1 163L2 162H0V167H1ZM104 163V164H103ZM122 162H120V164H121ZM132 163V162H131ZM133 163H135V165H137L136 164V162H133ZM141 162H139V164H140ZM186 163V162H185ZM236 163V164H237ZM78 164V165H77ZM98 164V165H97ZM127 164H129V162L127 163ZM144 164V163H143ZM184 164V163H183ZM234 164V163H233ZM241 164V163H240ZM248 164V163H247ZM76 165V166H75ZM105 165V166H104ZM122 165V164H121ZM124 165H126V164H124ZM123 165V166H124ZM131 165V164H130ZM134 165V166H135ZM142 165V164H141ZM251 164H249V166H250ZM77 166L78 167H80V168H77ZM133 166V165H132ZM139 166V165H138ZM138 166H137V171H133L132 170V167H131V169L130 168H128V167H126V168H128V170L127 171H129V169H130V172H131V174H132V171H133V174H135V175H137V178H135V179H137V180H139L140 181V179L141 178H143V180H144V182L145 183H149V182H146V181H150V179H149V175H150V172L149 171H147V170H149L150 169V167L151 166H149V169H147V168H145V169H140L139 171H138ZM144 166V165H143ZM143 166H141V167H139V168H142ZM231 166V165H230ZM136 167V166H135ZM134 167V168H135ZM232 167V166H231ZM235 167V166H234ZM240 167V168H241ZM233 168V167H232ZM248 168V167H247ZM228 169V170H227ZM234 169V168H233ZM74 170H73V173H74ZM124 170H125V168H124ZM190 170V169H189ZM3 171H4V173L6 174V178L8 179L9 177H11V176H13V175H15L14 173H12L11 171H9L8 170V168L7 167H5L4 169H3ZM89 171V170H88ZM87 171V172H88ZM230 171V172H229ZM236 171V170H235ZM234 171V172H235ZM252 171V172H251ZM262 171V170H261ZM124 172H126V171H124ZM130 172H126V174L128 173L129 174V176H130ZM147 172H149V173H147ZM183 172V171H182ZM249 172V173H248ZM263 172V171H262ZM89 173V172H88ZM146 173V174H145ZM184 173V172H183ZM127 174V175H128ZM87 175V174H86ZM126 176V175H125ZM124 176V177H125ZM128 176V177H129ZM133 176V175H132ZM132 176H130V178L132 177ZM160 176V175H159ZM159 176H158V180H156L155 182H152V181H150L151 182V184H149L150 186H149V188L146 190V188H145V196H147V198H148V200L150 201V199H151V197L150 196H152V198L154 199L153 201H151L150 202V204L155 208V209H153L154 210V212L156 213V212H158V211H162V213H163V210H164V207L163 208H161V204H160V201H161V198L159 197V195L161 194L160 192H158V189H157V186H155L156 184H158L157 183V181L158 182H161L160 180H162L161 179V177L159 178ZM182 177H183V175H182ZM262 177V176H261ZM6 178H5V180H6ZM86 178V177H85ZM89 178V177H88ZM97 178V180L96 181H94V179H96ZM127 178V177H126ZM184 178V177H183ZM213 178V177H212ZM134 178H133V181H135L136 182V180H135ZM201 179V178H200ZM232 179V180H231ZM127 180H129V179H127ZM164 180V179H163ZM121 182V181H120ZM120 182H118L119 184H120ZM252 182V181H251ZM256 182V181H255ZM86 183V182H85ZM92 183V182H91ZM129 183V182H128ZM133 183V182H132ZM140 183H141V181H140ZM139 183V184H140ZM143 183V182H142ZM144 183V184H145ZM152 183H154V184H152ZM241 183V182H240ZM88 184H90V183H88ZM96 184V183H95ZM134 184V183H133ZM138 184V183H137ZM200 184V183H199ZM207 184H209V186H207ZM221 184V185H220ZM230 184V183H229ZM232 184V183H231ZM259 184V183H258ZM91 185V184H90ZM125 185H126V183H125ZM124 185V186H125ZM129 185H130V183H129ZM142 185V184H141ZM220 185V186H219ZM227 185H228V183H227ZM241 185H243V184H241ZM251 185V184H250ZM89 186V185H88ZM115 186V187H114ZM117 186V187H116ZM122 186V188H123V184L121 185ZM131 186H133V185H131ZM135 186V185H134ZM137 186V185H136ZM139 186V185H138ZM224 186V185H223ZM232 186V185H231ZM239 186H240V184H239ZM244 186V185H243ZM252 186V185H251ZM250 186V187H251ZM92 187V186H91ZM111 187V186H110ZM147 187V186H146ZM191 187V186H190ZM192 187H193V185H192ZM233 187V186H232ZM236 187V186H235ZM122 188H120V189H122ZM127 188H128V186H127ZM131 188V187H130ZM135 188V190H137V193H138V189H137V187H134ZM133 188V189H134ZM140 188H142V187H140ZM223 188H227V187H223ZM129 189V188H128ZM122 190H124V189H122ZM130 190V189H129ZM134 190V191H135ZM141 190V189H140ZM139 190V191H140ZM142 190H143V188H142ZM141 190V191H142ZM236 190V189H235ZM75 191H77V189L75 190ZM121 191V190H120ZM237 191V190H236ZM240 191V190H239ZM74 192V191H73ZM124 192V191H123ZM125 192H126V190H125ZM131 192H133L132 190H131ZM230 192V191H229ZM74 193H79L78 191L77 192H74ZM134 193V192H133ZM136 193V192H135ZM134 193V194H135ZM228 193V192H227ZM239 193V192H238ZM260 193V192H259ZM264 193V192H263ZM110 194V195H109ZM120 194V196H121V192L119 193ZM118 194V195H119ZM122 194H124V193H122ZM130 194V193H129ZM140 194V193H139ZM143 194V195H144ZM167 193H165V195H166ZM218 195V197H216V196H214V195ZM231 194H233V193H231ZM80 195V194H79ZM113 195V194H112ZM142 195V196H143ZM164 195V194H163ZM242 195V194H241ZM261 195V194H260ZM96 196V195H95ZM108 196V197H107ZM129 196V195H128ZM134 196H136V194L134 195ZM138 196V195H137ZM141 195H140V197H142ZM167 196V195H166ZM196 196V195H195ZM235 196V195H234ZM238 196H240V195H238ZM245 196V195H244ZM252 196V195H251ZM258 196V195H257ZM78 197V196H77ZM107 197V198H106ZM213 197H215V199L213 198ZM104 198L105 199H107V201H108V203H106L105 204V201H104ZM109 198H111V197H109ZM119 198V201H120V203H121V197H118ZM135 198H138V197H135ZM146 198V199H147ZM254 198V197H253ZM126 199H128L127 197H126ZM131 199H132V197H131ZM131 199H129V200H127V201H130ZM194 199H195V197H194ZM194 199L192 200V202L194 201ZM240 199H242L241 197H240ZM264 199V198H263ZM133 200H134V197H133ZM138 200H140V199H138ZM141 200H142V198H141ZM143 200H145V199H143ZM142 200V201H143ZM251 200H252V198H251ZM257 200V199H256ZM123 201V200H122ZM125 201V200H124ZM135 201H136V199H135ZM250 201V200H249ZM259 201V200H258ZM95 202V201H94ZM110 202V203H109ZM134 202V201H133ZM138 202V201H137ZM192 202L191 203H189L190 205L189 206H191V204H192ZM257 202V201H256ZM96 203V204H97ZM132 203V202H131ZM130 202H129V204H131ZM135 203V202H134ZM260 203V202H259ZM263 203H264V201H263ZM99 204H97V206L99 205ZM108 204V205H107ZM127 204V203H126ZM254 204V203H253ZM66 205V204H65ZM132 205H133V203H132ZM136 205V204H135ZM138 205V204H137ZM250 205V204H249ZM69 206V205H68ZM121 206H123V204L121 203ZM148 206H150V205H148ZM147 206V207H148ZM70 207V206H69ZM125 207V206H124ZM143 207V206H142ZM193 207V208H194ZM208 207H210L211 209H213V210H211L210 208H208ZM64 208H66L65 206H64ZM101 208V207H100ZM120 208V207H119ZM126 208H128L127 206H126ZM129 208H131V206L129 207ZM133 208H134V206H133ZM139 208V207H138ZM118 209V208H117ZM132 209V208H131ZM145 209V208H144ZM150 209V208H149ZM66 210V209H65ZM101 210V209H100ZM125 210V209H124ZM127 210V209H126ZM129 210V209H128ZM134 209H132V211H133ZM140 210V209H139ZM138 209L136 210V211H139ZM193 210V209H192ZM217 211V212H215V211ZM131 211V212H132ZM147 211V210H146ZM128 212V211H127ZM135 212V211H134ZM143 212V211H142ZM148 212H150V211H147V213ZM187 212V211H186ZM218 212H220V213H222V214H224V215H226L227 217H229L230 219H232L233 221H235V222H237L239 225H240V227L239 226H237L236 224H234V223H232V222H230L229 220H227V219H225L224 217H222L221 215H219L218 214ZM112 213V212H111ZM126 213V212H125ZM137 213H139V212H136V214ZM141 213V212H140ZM146 213V214H147ZM130 214V213H129ZM135 214V215H136ZM250 214H252V216L250 215ZM263 214V215H262ZM133 215H134V213H133ZM148 215V214H147ZM139 216V215H138ZM154 216V215H153ZM134 217V216H133ZM143 217V216H142ZM141 217V215H140V218H142ZM148 217L149 216H147V219H148ZM237 217V218H236ZM127 218H128V220H129V217L127 216ZM131 218V217H130ZM140 218L138 217V219L140 220ZM163 218V217H162ZM144 219V218H143ZM142 219V220H143ZM153 219V218H152ZM133 220H135V219H133ZM132 220V221H133ZM149 220L151 221V218H149ZM143 221H146L145 219L143 220ZM153 221H155V220H153ZM152 221V222H153ZM185 221V220H184ZM4 222V221H3ZM136 222V221H135ZM140 222H141V220H140ZM149 222V221H148ZM244 222H246V223H244ZM112 223V222H111ZM116 223V222H115ZM129 223L131 224V222H130V220H129ZM145 222H143V223H141V224H144ZM136 224V223H135ZM134 224V225H135ZM150 222H149V226H150ZM154 226H152L151 225V227L150 228H153V227H156L155 226V223H152ZM189 225H190V223H188ZM3 225V224H2ZM116 225H117V223H116ZM144 226V225H143ZM148 226V227H149ZM131 227H133L132 225H131ZM144 227H146V224H145V226ZM254 227V228H253ZM107 228V227H106ZM185 228V227H184ZM259 228V229H258ZM113 229H115V228H113ZM261 229V230H260ZM101 230V229H100ZM105 230V229H104ZM106 230H108V229H106ZM177 230V229H176ZM258 230H260V231H258ZM3 231V230H2ZM109 231V230H108ZM108 231H106V232H108ZM0 232H1V229H0ZM100 232V231H99ZM105 232V233H106ZM154 233H157V231H153ZM105 233H103V235L105 234ZM109 233V232H108ZM94 234V233H93ZM97 235V234H96ZM98 236V235H97ZM97 236H95V237H97ZM101 236V235H100ZM99 237V236H98ZM94 238V237H93ZM105 238H106V236H105ZM97 239V238H96ZM99 239V238H98ZM97 239V240H98ZM10 240V239H9ZM8 240V241H9ZM107 240V239H106ZM105 240V241H106ZM168 240V239H167ZM167 240H165V239H163V240H161L160 242H159V244H158V246H159V250H161V251H163V252H165V253H161V254H159V255H156V258L157 259H159L160 261H161V263L160 264H169L170 262H171V260H172V256H171V248H168L167 249V247L168 246H165V241H167ZM5 241H6V238L5 237H2V239L0 240V248L2 247L1 245H3L4 243H5ZM104 241V240H103ZM172 241H173V239H172ZM168 242V241H167ZM166 242V243H167ZM107 243V242H106ZM187 243V244H186ZM6 244V243H5ZM108 244V243H107ZM110 244V243H109ZM171 245H172V243H170ZM194 245V246H193ZM173 246V245H172ZM166 248V249H165ZM6 251H7V253L8 254H10L11 256H13V257H17L18 256V254L14 251L13 252V250H12V247H7L6 248ZM173 252V251H172ZM209 253V254H208ZM202 254H203V256L204 257H206V260H205V262L204 261H201V262H199V261H197L198 260V258L200 257V256H202ZM116 255V254H115ZM180 255V254H179ZM126 256V255H125ZM116 257V256H115ZM127 257H128V255H127ZM0 258H2V259H4L3 257H1L0 256ZM190 258H192V259H190ZM23 259V261H24V263H26V264H34V262L32 261L31 262V260H30V257H24V256H21V260ZM112 259V258H111ZM5 261H7L6 259H4ZM115 260H116V258H115ZM125 260V259H124ZM212 260H210V261H212ZM112 261H114V260H112ZM119 261V260H118ZM123 261V260H122ZM131 261V260H130ZM178 261V260H177ZM7 262H9V261H7ZM109 262V261H108ZM136 262V261H135ZM10 264H12L11 262H9ZM136 263H138V262H136ZM153 263V262H152ZM107 264V263H106ZM144 264H145V262H144ZM148 264V263H147Z\"/></svg>",
	"mask_w": 264,
	"mask_h": 264
},
{
	"label": "water",
	"instance_id": "obj_3",
	"mask_svg": "<svg viewBox=\"0 0 264 264\" xmlns=\"http://www.w3.org/2000/svg\"><path fill=\"white\" fill-rule=\"evenodd\" d=\"M263 19H264V11L257 17V19L255 20V22L253 24L252 30H251V39H250V41H251V76H250V84H249L248 90H247V92H246V94L244 96L242 106H243V104H245L247 102V100H248V98H249V96L251 94V91L253 90V87L255 85L256 70H257V56H256L257 28H258V25H260V23L263 21ZM240 115H241V113L239 114V116H238V118H237V120H236V122H235V124H234V126L232 128L231 135H230V138H229V142H228L229 155L227 157L228 159L232 156V154H233V152L235 150V141H234V139H235V131H236V128H237V125H238V122H239ZM100 166H101V164H100ZM111 187H112V185H111ZM204 191H205V186H202L198 190V192H197V194L195 196V199L192 202L189 210H191L195 206V204L197 202H199V199L203 195ZM208 208H210V207H208ZM211 210H213V209H211ZM215 212H217V211H215ZM218 214L221 215L222 217H224L225 219L229 220L230 222H232V223H234V224H236L237 226L240 227V225L237 222L233 221L232 219H230L226 215H224V214H222L220 212H218ZM253 236H254V233L249 231V236L247 238V242L264 252V244L261 243L260 241L256 240V239H254ZM263 238H264V235H263ZM0 262H2L3 264H10L9 262L5 261L2 258H0Z\"/></svg>",
	"mask_w": 264,
	"mask_h": 264
}]
</instances>
